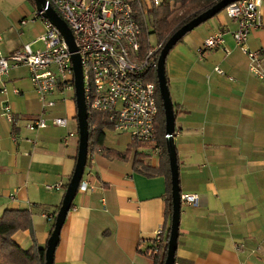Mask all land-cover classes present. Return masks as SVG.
Masks as SVG:
<instances>
[{"label": "crops", "instance_id": "1", "mask_svg": "<svg viewBox=\"0 0 264 264\" xmlns=\"http://www.w3.org/2000/svg\"><path fill=\"white\" fill-rule=\"evenodd\" d=\"M261 13L264 22V3ZM38 15L31 0H0L3 56L26 44L33 50L43 46L35 43L46 31ZM237 28L223 11L189 33L167 58L171 96L178 106L180 187L182 194L199 196L198 206L182 205L178 264H264V85L251 74L249 59L235 42ZM216 32L226 33L223 47L201 55L203 42ZM248 46L264 51V28L252 32ZM4 88L13 123L4 115ZM48 99L56 101L48 127L29 131L28 121L42 113L29 69H13L0 80V216L7 210L32 213L33 230L13 236L24 251L47 247L78 156L76 99L70 92ZM54 118L66 119L68 126H56ZM110 133L117 132L105 131L109 148L124 151L132 143L127 134L117 133L120 141L113 147ZM144 146L139 151L146 153V163L158 167L160 155ZM84 180L90 187L74 200L55 264H152L153 235L164 228L165 238L170 226L166 179L147 178L130 162L97 152L88 157ZM59 183L61 190L47 189Z\"/></svg>", "mask_w": 264, "mask_h": 264}, {"label": "built area", "instance_id": "2", "mask_svg": "<svg viewBox=\"0 0 264 264\" xmlns=\"http://www.w3.org/2000/svg\"><path fill=\"white\" fill-rule=\"evenodd\" d=\"M133 0H48L60 17L70 27L84 72L85 97L88 108L105 115L113 130L127 134L132 142L154 144L159 113L158 93L155 82L147 80L148 70L157 71L162 45L142 51L141 28L133 18ZM154 2L159 6L162 0H141V6ZM264 0H240L225 8L224 12L234 20L238 28L233 33L237 46L249 59L251 74L264 85V51H253L248 46L252 32L264 28L261 8ZM40 16V15H38ZM46 31L35 43L43 46L33 50L26 44L11 56L0 53V80L13 69L26 67L30 81L42 103V113L28 121L29 131L48 127V112L56 106L49 100L57 92L75 91L72 53L60 30L44 19ZM27 21L23 20L22 25ZM225 32H216L207 38L200 48V54L222 48ZM0 37V43H1ZM229 54L230 50L225 49ZM215 72L224 75L219 68ZM18 94L19 91L15 90ZM5 97L4 115L14 121L12 108ZM53 123L67 127L64 118H54ZM69 137H73L70 133ZM67 143V139H65ZM162 148L156 152L161 155ZM97 153V152H96ZM98 153H102L100 150ZM94 155V153H93ZM90 157V156H89ZM62 184L47 186V189L61 190ZM89 183L82 180L79 191L87 192ZM182 205L198 206V194H181ZM164 228L158 229L152 239L151 257L159 255L165 244ZM176 264H178L176 262Z\"/></svg>", "mask_w": 264, "mask_h": 264}, {"label": "trees", "instance_id": "3", "mask_svg": "<svg viewBox=\"0 0 264 264\" xmlns=\"http://www.w3.org/2000/svg\"><path fill=\"white\" fill-rule=\"evenodd\" d=\"M31 1L34 2V0ZM220 1L221 0H162L159 6L155 5L154 2H151V6L146 10L145 6H141V0H133V18L141 28L142 51L145 52L154 48L151 45V37H156L158 42L157 46L162 45V50L169 38L178 29ZM147 6L148 4L146 7ZM178 9L183 11L180 14H177ZM184 38L181 39L179 43L184 41ZM161 50L157 52V56H160ZM166 76L168 85L170 86V80L167 73V62ZM147 80L155 82L157 86L159 113L156 124V142L154 144L132 142L124 151L109 148L105 144V131L113 130V126L108 122L105 115L92 112L88 108L90 127L89 156L100 150L107 157L130 162L133 171L147 178L164 177L167 185V219L170 223L173 210L172 179L169 156L166 148L165 113L159 93L157 71L148 70ZM177 108L178 106L174 103L175 115ZM144 145H148L150 149L155 151L157 148H162L163 151L160 155V163L158 167H152L146 163V153L139 151L140 148L145 147ZM67 185L68 184L65 186V190ZM28 230H33L31 212L27 210H7L2 216H0V264H46V248L43 249L34 246L30 250L24 251L14 242L13 236L16 233ZM167 230V236L164 238V248L159 255L151 257L152 264H165L170 226H168Z\"/></svg>", "mask_w": 264, "mask_h": 264}, {"label": "water", "instance_id": "4", "mask_svg": "<svg viewBox=\"0 0 264 264\" xmlns=\"http://www.w3.org/2000/svg\"><path fill=\"white\" fill-rule=\"evenodd\" d=\"M238 1L240 0H221L219 3H217L207 11H204L199 16L193 18L187 24L178 29L169 38V40L161 50L159 56L157 79L159 93L165 113L166 148L170 162L173 204L165 264H176L177 262L176 254L178 251L182 213V190L180 187L179 164L175 146L176 115L170 87L168 85L166 76L167 58L170 52L174 49V47L179 43L181 39L186 37L189 33L194 31L199 26L203 25L204 23L208 22L209 20L213 19L215 16L223 12L226 7ZM34 2L36 4V8L40 17L48 20L51 24H53L60 30L61 34L64 36L67 42L70 52L72 53V63L75 78V99L79 125V149L75 170L67 185L62 205L56 216L53 232L50 239L48 240V244L46 247V264H55V253L60 242L61 231L70 213L74 200L79 192L80 185L84 178L85 170L88 164L90 137L89 111L85 97L84 72L81 64V58L78 54V48L75 44V40L70 27L50 5L48 0H34Z\"/></svg>", "mask_w": 264, "mask_h": 264}, {"label": "rangeland", "instance_id": "5", "mask_svg": "<svg viewBox=\"0 0 264 264\" xmlns=\"http://www.w3.org/2000/svg\"><path fill=\"white\" fill-rule=\"evenodd\" d=\"M150 6H151V3H148L147 7L145 5V9L147 10ZM182 11L183 10L178 9L177 14H180ZM157 44H158V42H157L156 37H151V45H152V47H156ZM37 48H39V47H37ZM70 96L71 97L75 96V91L70 92ZM119 136L120 135H118L117 133H110L109 134V137H110V140H111V144H112L113 147H116L115 144H114L115 142L120 141V137Z\"/></svg>", "mask_w": 264, "mask_h": 264}]
</instances>
